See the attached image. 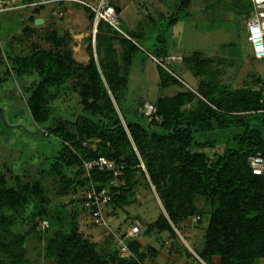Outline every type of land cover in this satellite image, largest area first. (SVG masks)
<instances>
[{
  "label": "trees",
  "instance_id": "16d2710c",
  "mask_svg": "<svg viewBox=\"0 0 264 264\" xmlns=\"http://www.w3.org/2000/svg\"><path fill=\"white\" fill-rule=\"evenodd\" d=\"M191 1L180 0L175 12L166 17L165 26L170 27L181 19L179 14L189 7ZM51 3L57 6L65 2ZM44 6L32 8L34 12L27 19L30 23L23 30L37 34L41 26L36 28L34 21ZM232 6L246 19L252 2L235 0ZM115 7L118 10V6ZM118 12L120 14V10ZM120 26L133 42L104 20L97 25L95 47L90 38V63L83 70V73L87 72V84L82 91L86 109L73 118L56 112L48 103L51 96L57 95L59 86L69 74L79 68L70 51L69 32L59 35L54 31L55 35L51 37L55 43H60L59 48L34 45L29 52L20 54L0 47V65H7L15 76L23 79L35 76L29 84L24 83L23 91L28 94L27 105L37 123L36 130L43 136L60 140L58 149L48 154L43 145L44 156L50 159L47 171L60 174L59 185L64 192L69 188L83 187L80 199L72 201L79 203L80 210L88 214L94 224L90 208L95 206L84 205L83 196L90 178L97 188H110L114 196L108 204L122 197L124 187L114 184L116 178L112 172L98 167L92 170L90 178L84 176L85 161L102 156L124 165L122 173H127L128 169L147 173L168 214L167 217L162 212L152 222L153 230L159 232L163 228L164 231L183 217L198 214L201 218L203 215V218L209 217V224L198 253L202 260L209 264L207 261L218 256L219 264L264 262V174H254L248 162V157L257 152L264 157V81L257 77L255 87L246 85L231 89L228 85H218L216 91L202 88L201 96L195 98L190 108H161L148 121V116L138 112V104L142 105L144 100L138 90V68H134L139 63L137 56L143 54L142 62L148 53L143 52L135 41L139 43V38H145L157 27L140 34L123 28L121 18ZM116 33L121 34L129 45L125 47L128 65L123 75H119L112 45ZM41 36L37 34L36 37ZM161 37L152 42L154 53L151 55L160 56L162 51L168 50ZM133 68L134 79L131 75ZM175 76L181 81L177 70ZM5 80L3 77L0 83ZM98 96L105 102L99 105ZM158 116L160 122L156 119ZM8 126L1 107L0 132ZM218 142L224 145V152L217 154V158L196 149L214 146ZM71 165H78V168L73 170ZM28 184L19 181L9 185L5 176L0 174V264L29 262L23 233L12 228L16 219L27 218L25 212L30 205L36 207L33 214L39 216V222L46 220L48 228L50 226L49 219L53 214L45 204L46 199L38 201L41 193L37 187ZM197 195L205 197L203 206L207 212L196 204ZM74 213L68 230L59 228L47 234L46 254L54 259L55 264H146L147 258L156 254L153 246L143 249L138 244L139 234L127 238L132 252L130 256H121L119 249L108 247L100 251L97 243L81 230L75 217L77 211Z\"/></svg>",
  "mask_w": 264,
  "mask_h": 264
},
{
  "label": "rangeland",
  "instance_id": "374dc122",
  "mask_svg": "<svg viewBox=\"0 0 264 264\" xmlns=\"http://www.w3.org/2000/svg\"><path fill=\"white\" fill-rule=\"evenodd\" d=\"M111 1L122 10L130 3H133L130 5H133L132 7L139 6L142 11L140 10V13L135 11V15L130 17L135 19V30L140 34L157 27L145 38H139V43L135 41L143 52L148 53L142 62L143 54H139L137 56L139 63L134 65V68H138V90L144 100L142 105L138 104V112L148 116V121L152 120V114L161 108L174 106L190 108L195 103V98L201 96L202 88L208 87L216 91L218 85H228L231 89L246 85L255 87L257 77L262 75L264 78V58L252 56L250 44L246 39L245 22L232 6L235 0H192L189 7L179 14L182 18L170 27L165 26L166 17L175 12L180 0ZM53 6L55 5L52 3L45 4L40 12L44 18L37 16L41 17L38 18L40 21L38 23L34 21L36 28L41 26L37 34L40 36L44 34L39 38L34 32L23 30L24 26L30 23L27 19L34 12L32 7L0 12V47L2 50L20 54L29 52L34 45L40 48L54 46L59 48L60 43H55L51 37L55 35L54 31L59 35H63L65 31L69 32L70 51L79 68L69 74L59 86L57 95L51 96L48 103L56 112L73 118L85 108L82 91L87 84V72L83 73V70L90 63V38L95 47L94 14L89 8L84 7L89 12V30L82 32L83 28L73 29L71 24L61 23L62 21H59L61 19L54 20L50 15ZM122 27L129 29L124 20ZM125 36L131 39L128 34ZM158 36H162L161 42L167 44L168 50L162 51L160 56H154L151 55L154 53L151 44L157 41ZM112 45L116 52L119 75H123L128 65V56H125L128 42L124 41L121 34L116 33ZM94 57L97 61L96 53ZM134 68L131 74L133 79ZM175 70L182 77L181 81L175 76ZM3 77L6 80L0 83V106L4 108L9 126L0 132V174L5 176L9 185L22 181L37 187L41 193L37 200L46 199L45 204L53 214L47 229L43 228V221L39 222V216L33 214L36 207L32 205L25 212L27 218L16 219L14 222L12 229L23 233L25 237L26 255L29 259L27 264H55L54 259L46 254L47 234L59 228L68 230L75 211L81 230L97 243L100 251L107 247L118 250L119 241L133 225H138L140 227L136 239L139 241L138 244L143 249L153 246L156 250V254L148 259L151 263L154 261L158 264L202 263L198 253L204 243L209 217L203 218L202 215L198 218V214H193L183 217L176 225L172 224L170 229L167 227L162 231L161 228L159 232L153 230L150 226L152 222L162 212L167 217L168 214L160 203L161 200L147 173L144 175L141 171L128 169L127 173L125 171L116 178L114 184L124 187L121 193L124 199L122 201L120 200L122 197L120 199L118 197L116 202L104 206L103 210L109 218L107 225L94 224L88 214L80 210L79 203L75 202L76 199H80L83 187L69 188L64 192L62 185H59L60 174L47 171L50 159L45 158L43 145L45 144V153L48 154L58 149L60 140L56 137L43 136L36 130L37 123L33 120L27 105L28 94L23 91L24 83L29 84L35 76L23 79L15 76L7 65H0V80ZM133 83L135 84V81ZM96 101L100 105L105 99L98 96ZM151 108V113H147ZM156 119L160 122L161 117L158 116ZM196 149L217 158V154L224 152V145L218 142L214 146H200ZM77 166L71 165V168L74 170L78 168ZM141 167L144 169L143 164ZM73 199L75 201H72ZM119 201L122 202L114 205ZM195 202L204 208L205 197L197 195ZM121 203L124 204L123 207ZM204 211L207 212V208H204ZM125 243H128V239ZM207 262L219 264L220 257L216 256L211 262Z\"/></svg>",
  "mask_w": 264,
  "mask_h": 264
},
{
  "label": "built area",
  "instance_id": "2783aa9c",
  "mask_svg": "<svg viewBox=\"0 0 264 264\" xmlns=\"http://www.w3.org/2000/svg\"><path fill=\"white\" fill-rule=\"evenodd\" d=\"M51 2H69L74 4H81L89 8L94 14V31L101 20L106 21L118 31L126 34L120 26V14L116 7L111 4L109 0H99L97 3H91L87 0H0V12L10 11L16 9H23L26 7H38ZM252 9L245 19V33L246 39L251 47L252 56L258 59L264 58V0H251ZM54 15L62 16L60 10H55ZM127 35V34H126ZM152 108L148 109L147 113H151ZM250 168L254 174H264V157L260 152L251 154L248 157ZM98 167L101 170L110 171L115 178H118L124 169V165H119L108 160L105 157L94 158L90 161L84 162V176L90 178L92 170ZM118 193V192H117ZM85 198L84 205L91 209L94 222L99 226L107 225L109 218L103 208L112 199L114 194L110 191L109 187L97 188L93 180L88 182L85 186L83 193ZM199 218V217H198ZM48 227V222L43 221V228ZM140 233V227L133 225L126 236L119 241V252L121 256L132 255L131 250L128 248L125 240L130 237H135ZM202 264H208L200 257ZM257 264H264L260 261Z\"/></svg>",
  "mask_w": 264,
  "mask_h": 264
},
{
  "label": "crops",
  "instance_id": "0c3cea01",
  "mask_svg": "<svg viewBox=\"0 0 264 264\" xmlns=\"http://www.w3.org/2000/svg\"><path fill=\"white\" fill-rule=\"evenodd\" d=\"M87 1H89L91 3H97L99 0H87ZM109 1L111 2V0H109ZM111 4H113V3H111ZM131 4H133V3H130L125 8V10H122L121 7H118V10H120L121 21L124 20L126 25H128L130 30H135V19L133 17L131 18L130 15H135V11L140 13L141 9H139V6L132 7L133 5L130 6ZM84 7L85 6H83L81 4H74V3L65 2L62 5L53 6L50 10V15L51 16L54 15L55 10H60L63 13V16L54 15L55 19L56 18H57V20L61 19L59 21H62L61 23H63L64 25H70L71 24V27L73 29L80 30V28H83L84 30L82 32H87L89 30V22H88L89 12ZM131 7H132V12L130 11ZM238 15L240 16V18H242L240 14H238ZM38 16H41V15L39 14ZM41 17L44 18V16H41ZM41 17H36L35 20L38 18H41ZM242 20L245 22V19L242 18ZM244 25H245V23H244ZM258 77H260L264 81V78L262 77V75H259ZM147 261H148V258H147ZM146 264H158V263L156 261H154L153 263L148 261V262H146Z\"/></svg>",
  "mask_w": 264,
  "mask_h": 264
},
{
  "label": "water",
  "instance_id": "95a60500",
  "mask_svg": "<svg viewBox=\"0 0 264 264\" xmlns=\"http://www.w3.org/2000/svg\"><path fill=\"white\" fill-rule=\"evenodd\" d=\"M40 20L39 19H36L35 22L38 23Z\"/></svg>",
  "mask_w": 264,
  "mask_h": 264
}]
</instances>
